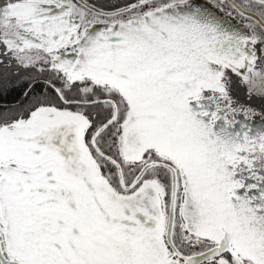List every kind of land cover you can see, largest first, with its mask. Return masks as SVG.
Listing matches in <instances>:
<instances>
[{
  "label": "snow or ice",
  "instance_id": "obj_1",
  "mask_svg": "<svg viewBox=\"0 0 264 264\" xmlns=\"http://www.w3.org/2000/svg\"><path fill=\"white\" fill-rule=\"evenodd\" d=\"M211 7L0 0V264H264V0Z\"/></svg>",
  "mask_w": 264,
  "mask_h": 264
},
{
  "label": "flooded vegetation",
  "instance_id": "obj_2",
  "mask_svg": "<svg viewBox=\"0 0 264 264\" xmlns=\"http://www.w3.org/2000/svg\"><path fill=\"white\" fill-rule=\"evenodd\" d=\"M196 3L203 7H207L209 11H211L214 15L217 14L216 10L211 7V4L214 3V0H195ZM227 20L228 18L225 17ZM235 23V21H233ZM234 95L240 100L242 103H247L248 101L246 100V97L244 96V93L242 90L237 91L234 93ZM6 99H0V103H9L6 101ZM251 104L256 108L257 112L260 113L261 109L264 108V101L260 100H252ZM252 125L254 127H261L264 125V113H261L260 115H257L254 120L251 121Z\"/></svg>",
  "mask_w": 264,
  "mask_h": 264
},
{
  "label": "trees",
  "instance_id": "obj_3",
  "mask_svg": "<svg viewBox=\"0 0 264 264\" xmlns=\"http://www.w3.org/2000/svg\"><path fill=\"white\" fill-rule=\"evenodd\" d=\"M18 93L17 92H12L7 96V102L13 103L17 98H18Z\"/></svg>",
  "mask_w": 264,
  "mask_h": 264
}]
</instances>
